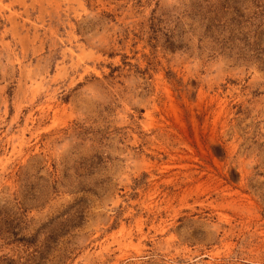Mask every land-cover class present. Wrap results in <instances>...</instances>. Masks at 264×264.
<instances>
[{
	"label": "rangeland",
	"instance_id": "obj_1",
	"mask_svg": "<svg viewBox=\"0 0 264 264\" xmlns=\"http://www.w3.org/2000/svg\"><path fill=\"white\" fill-rule=\"evenodd\" d=\"M0 264H264V0H0Z\"/></svg>",
	"mask_w": 264,
	"mask_h": 264
}]
</instances>
